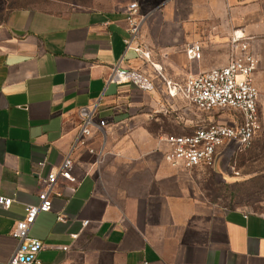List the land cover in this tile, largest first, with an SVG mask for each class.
I'll return each instance as SVG.
<instances>
[{"label": "crops", "instance_id": "obj_1", "mask_svg": "<svg viewBox=\"0 0 264 264\" xmlns=\"http://www.w3.org/2000/svg\"><path fill=\"white\" fill-rule=\"evenodd\" d=\"M115 4L25 0L0 22V195L12 198L0 206V264L17 245L11 231L24 206L38 203L46 174L67 155L75 180L58 177L52 208L29 229L42 243L37 264H264V213L205 200L206 168L171 165L163 140L213 121L168 94L165 81L226 65L233 35L258 60L264 136V0L168 1L128 49L126 6ZM192 42L199 58L185 53ZM115 65L142 72L153 88L108 82ZM82 106H95L105 125L79 144ZM217 119L233 122L226 112Z\"/></svg>", "mask_w": 264, "mask_h": 264}, {"label": "built area", "instance_id": "obj_2", "mask_svg": "<svg viewBox=\"0 0 264 264\" xmlns=\"http://www.w3.org/2000/svg\"><path fill=\"white\" fill-rule=\"evenodd\" d=\"M138 13L135 5L130 6L125 13L128 31V36L124 39L126 49L132 47L140 30L142 17ZM230 46L232 54L226 65L188 76L178 84L165 81L168 94H180L202 112H216L217 115L226 112L230 113L233 119L232 123L222 119L205 122L189 134L165 135L163 140L168 148L164 158L173 166H181L187 170L197 167L212 168L217 153L227 142L235 140L236 148L246 149L261 129L258 90L253 81L258 60L249 52L247 40L241 35H233ZM185 53L189 58H199V43L188 44ZM108 82L132 83L142 90L153 88L151 80L142 72L120 65L113 67ZM95 108L82 106L78 109L80 125L75 143L84 144L92 128L101 129L105 125L103 119H93ZM236 114L239 119H236ZM42 164L41 161L38 166ZM71 168L72 160L67 155L56 171L46 174L45 187L38 193V203L24 206L22 218L16 221L11 231L17 245L7 264L38 263L37 254L42 248V243L39 239L29 236V229L40 212L52 208L51 193L58 177L75 180ZM11 202V197L0 195V206H9ZM57 218L63 220L61 215Z\"/></svg>", "mask_w": 264, "mask_h": 264}, {"label": "rangeland", "instance_id": "obj_3", "mask_svg": "<svg viewBox=\"0 0 264 264\" xmlns=\"http://www.w3.org/2000/svg\"><path fill=\"white\" fill-rule=\"evenodd\" d=\"M25 0H0V22L5 17L9 7ZM69 6H87L104 8L110 5L125 4V11L135 5L138 15L143 20L157 16L158 9L172 0H69ZM155 12V14H154ZM126 13V12H125ZM213 121L217 113L212 112ZM212 121V120H211ZM261 130V129H260ZM218 170L226 179L206 168L199 174V190L201 197L211 203L225 207H243L245 209L264 213V136L260 131L246 149L236 148L230 153H222L219 157ZM231 181V182H227Z\"/></svg>", "mask_w": 264, "mask_h": 264}, {"label": "water", "instance_id": "obj_4", "mask_svg": "<svg viewBox=\"0 0 264 264\" xmlns=\"http://www.w3.org/2000/svg\"><path fill=\"white\" fill-rule=\"evenodd\" d=\"M237 147V142L235 140H230L229 142L226 143V145L217 153L216 157H215V161L213 166L215 167L216 171L218 173H223L220 170H218V165H219V157L222 153H230L232 151H234ZM216 172V173H217Z\"/></svg>", "mask_w": 264, "mask_h": 264}]
</instances>
